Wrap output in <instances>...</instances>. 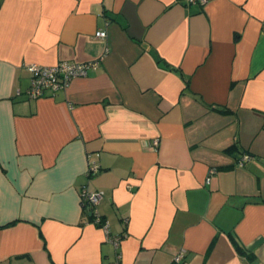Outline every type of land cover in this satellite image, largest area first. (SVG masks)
I'll use <instances>...</instances> for the list:
<instances>
[{"label": "crops", "instance_id": "obj_1", "mask_svg": "<svg viewBox=\"0 0 264 264\" xmlns=\"http://www.w3.org/2000/svg\"><path fill=\"white\" fill-rule=\"evenodd\" d=\"M93 60L25 94L28 63ZM83 187L103 191L117 247ZM181 248V264H264V0H0V264H175Z\"/></svg>", "mask_w": 264, "mask_h": 264}, {"label": "built area", "instance_id": "obj_2", "mask_svg": "<svg viewBox=\"0 0 264 264\" xmlns=\"http://www.w3.org/2000/svg\"><path fill=\"white\" fill-rule=\"evenodd\" d=\"M184 5L193 3H199L203 5L207 0H178ZM96 37H105L106 31L98 29L95 31ZM98 61H86V62H69L62 61L54 65H44L36 62L28 63L25 67L29 73V85L25 90V94L29 98H38L44 96L46 93H54L58 90L65 89L70 82L79 77H84L88 74V71L95 69L98 65ZM18 94L20 91L17 92ZM159 144V139L153 140L152 146L155 148ZM249 158L248 154H244L239 160L238 164H243L245 160ZM97 171V166L92 164L88 167L86 173L88 175ZM210 172H213L211 170ZM207 181L209 179L207 178ZM103 196L102 190L91 191L87 187H83L80 191V199L82 208L91 212V222L102 228L106 234V239L110 241L114 247H117L121 236H111L109 234V224L96 210V205L99 203ZM186 255V250L181 248L176 254H174L172 261L175 264H181Z\"/></svg>", "mask_w": 264, "mask_h": 264}, {"label": "trees", "instance_id": "obj_3", "mask_svg": "<svg viewBox=\"0 0 264 264\" xmlns=\"http://www.w3.org/2000/svg\"><path fill=\"white\" fill-rule=\"evenodd\" d=\"M221 111H224L225 112V111H228V110L225 109V110H221Z\"/></svg>", "mask_w": 264, "mask_h": 264}]
</instances>
